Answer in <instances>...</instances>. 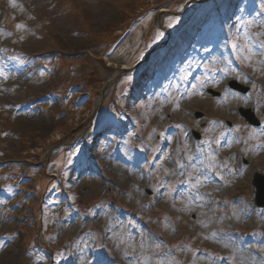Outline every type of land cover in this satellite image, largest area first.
Wrapping results in <instances>:
<instances>
[{"label":"rangeland","instance_id":"rangeland-1","mask_svg":"<svg viewBox=\"0 0 264 264\" xmlns=\"http://www.w3.org/2000/svg\"><path fill=\"white\" fill-rule=\"evenodd\" d=\"M222 1L0 0V264H264V0Z\"/></svg>","mask_w":264,"mask_h":264},{"label":"water","instance_id":"water-1","mask_svg":"<svg viewBox=\"0 0 264 264\" xmlns=\"http://www.w3.org/2000/svg\"><path fill=\"white\" fill-rule=\"evenodd\" d=\"M232 86L235 87V88H237V89H239V90H244L245 89V87H242V86L238 85L235 82L232 83ZM242 111L247 112L245 110H242ZM246 116L248 117L249 120H251L253 122H256V121H254L255 120L254 117L248 116V115H246ZM254 183H255V185L258 188V192H257V202H258V204L260 206H264V177L262 175H260V174H257Z\"/></svg>","mask_w":264,"mask_h":264},{"label":"bare ground","instance_id":"bare-ground-1","mask_svg":"<svg viewBox=\"0 0 264 264\" xmlns=\"http://www.w3.org/2000/svg\"><path fill=\"white\" fill-rule=\"evenodd\" d=\"M171 9L170 8H163L161 11L162 12H169ZM165 16V15H163ZM109 61L112 59V57L108 58ZM111 65V64H110ZM131 69H133V64H131L130 61H127L125 64H123L114 74L115 77L117 76H121L124 72L126 71H130ZM262 73H264V68L261 70ZM114 80V79H113ZM113 80H110L109 84H108V88L113 84Z\"/></svg>","mask_w":264,"mask_h":264},{"label":"snow or ice","instance_id":"snow-or-ice-1","mask_svg":"<svg viewBox=\"0 0 264 264\" xmlns=\"http://www.w3.org/2000/svg\"><path fill=\"white\" fill-rule=\"evenodd\" d=\"M261 47L264 48V41L261 42ZM129 79H130V77H129ZM185 79H187V76L185 77ZM2 246H3V244L0 243V247H2Z\"/></svg>","mask_w":264,"mask_h":264}]
</instances>
